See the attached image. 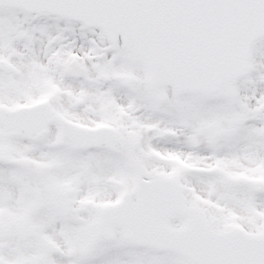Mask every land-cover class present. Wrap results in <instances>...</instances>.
<instances>
[{
	"label": "snow or ice",
	"instance_id": "6c2138e0",
	"mask_svg": "<svg viewBox=\"0 0 264 264\" xmlns=\"http://www.w3.org/2000/svg\"><path fill=\"white\" fill-rule=\"evenodd\" d=\"M0 264H264V0H0Z\"/></svg>",
	"mask_w": 264,
	"mask_h": 264
}]
</instances>
